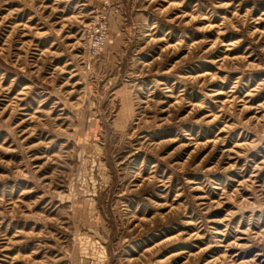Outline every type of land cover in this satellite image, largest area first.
Returning <instances> with one entry per match:
<instances>
[{
    "label": "rangeland",
    "instance_id": "obj_1",
    "mask_svg": "<svg viewBox=\"0 0 264 264\" xmlns=\"http://www.w3.org/2000/svg\"><path fill=\"white\" fill-rule=\"evenodd\" d=\"M0 264H264V0H0Z\"/></svg>",
    "mask_w": 264,
    "mask_h": 264
}]
</instances>
